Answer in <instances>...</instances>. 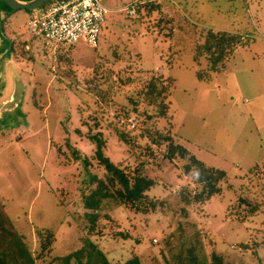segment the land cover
Listing matches in <instances>:
<instances>
[{
    "label": "rangeland",
    "instance_id": "1",
    "mask_svg": "<svg viewBox=\"0 0 264 264\" xmlns=\"http://www.w3.org/2000/svg\"><path fill=\"white\" fill-rule=\"evenodd\" d=\"M106 5L111 12L95 49L82 41L44 45L28 29L43 7L11 20L18 34L7 31L12 61L0 63V110L15 80L25 90L18 107L0 112V214L33 257L40 252L35 229L43 228L53 234V257L78 250L88 238L110 264L134 256L140 264H167L175 254L170 248L177 251L182 239L198 233L206 254L226 264H264V0ZM211 31L240 37L241 47L222 72L199 81L195 74H209V60L197 49ZM169 77L174 86L164 103V91L148 94L150 80ZM155 84L160 92L161 81ZM165 101L170 111L161 116ZM123 132L129 145L117 138ZM94 135L104 143L103 158L128 177L140 168L155 182L148 193L157 209L141 215L107 201L90 235L82 198L95 187L91 176L109 178L97 163ZM165 138L226 173L220 195L183 203L202 185L184 174L187 158H165ZM50 258L41 264H55Z\"/></svg>",
    "mask_w": 264,
    "mask_h": 264
},
{
    "label": "trees",
    "instance_id": "2",
    "mask_svg": "<svg viewBox=\"0 0 264 264\" xmlns=\"http://www.w3.org/2000/svg\"><path fill=\"white\" fill-rule=\"evenodd\" d=\"M28 1V0H20ZM43 6V9L47 6ZM133 3L129 9L135 8ZM4 10L7 14L11 11L4 6ZM150 11V10H149ZM152 11V9H151ZM150 11V12H151ZM30 13L28 11H25ZM103 30V28H102ZM240 37L230 35L227 32H208L204 43L198 47L197 54L205 53L208 56V73L206 76L200 72L195 74L199 81H210V73L217 74L225 69L227 57L234 52L237 46L241 47ZM239 48V47H238ZM60 49V48H58ZM235 49V50H234ZM196 55L195 60L198 59ZM162 78L156 80H150L148 84V94L155 93L156 95H162L164 91V99L169 97L173 86V78ZM156 81H161L162 88L158 92L156 88ZM167 86V87H166ZM165 109L161 116H164L169 112V105L165 101ZM164 106V104H163ZM173 130V128H172ZM117 138L120 142L129 145L126 134L119 133ZM90 141L96 145L95 157L97 163L104 168L106 175H109L108 183L104 179L97 176H91L89 183L94 185V189L82 198L83 208L87 211L85 216L87 219V230L86 232L90 235L95 234L97 222L100 218L99 211L104 203L111 202L115 205L128 207L132 213L135 214H147L153 213L157 209V204L149 197V191L155 186V182L150 178L141 176L142 169L136 168L131 176H127L120 168L113 165L107 158L102 156L103 142L96 136H91ZM163 141L167 142L168 146L166 149L165 158L172 161L175 157L181 159H188L185 164L184 174H190L195 177V181L202 185L199 193L195 194L194 200L183 198V203L189 205L191 203H206L213 197L221 194L220 184L227 178L226 173L223 170L206 166L202 161L198 160L193 154H191L184 147L176 143H172L171 140L165 138ZM76 156L78 155L77 150H74ZM87 157L84 158L85 164ZM90 161V160H89ZM138 169L141 171L138 172ZM110 176L113 178L111 179ZM131 179V180H130ZM118 186V187H117ZM108 201V202H107ZM204 202V203H203ZM128 210V211H129ZM185 213V211H182ZM0 214V264H38L37 261L43 262L46 258H50V263L55 261V264H110L102 251H100L96 244L88 238L85 239V243L72 253L62 256H51L53 234L48 229H35V235L37 237L40 252L36 257H33L31 250L28 249V245L24 240V237L17 234L14 231L12 223L8 216L1 211ZM256 213V208L250 210L251 216ZM244 221V218L239 219L238 222ZM184 233L183 229L180 228ZM45 235V237H44ZM43 237V238H42ZM191 238V237H190ZM182 239L178 244L177 251L170 248L172 254L170 261H166L167 264H226L221 256L216 253L206 254L203 244L198 236V233L194 234L192 240ZM43 257V258H42ZM61 257V258H57ZM42 258V259H41ZM124 264H140L137 256L126 261Z\"/></svg>",
    "mask_w": 264,
    "mask_h": 264
},
{
    "label": "built area",
    "instance_id": "3",
    "mask_svg": "<svg viewBox=\"0 0 264 264\" xmlns=\"http://www.w3.org/2000/svg\"><path fill=\"white\" fill-rule=\"evenodd\" d=\"M111 10L106 0H52L29 31L50 48L71 47L82 41L95 49Z\"/></svg>",
    "mask_w": 264,
    "mask_h": 264
},
{
    "label": "water",
    "instance_id": "4",
    "mask_svg": "<svg viewBox=\"0 0 264 264\" xmlns=\"http://www.w3.org/2000/svg\"><path fill=\"white\" fill-rule=\"evenodd\" d=\"M52 0H28V1H20V0H0V2L6 6L11 13L17 11H28L33 12L36 11ZM7 14V13H6ZM25 90V86L22 81L17 80L14 84L12 94L10 98L4 102L1 107L0 112H11L13 111L20 102L22 101L23 92ZM1 118V116H0Z\"/></svg>",
    "mask_w": 264,
    "mask_h": 264
},
{
    "label": "crops",
    "instance_id": "5",
    "mask_svg": "<svg viewBox=\"0 0 264 264\" xmlns=\"http://www.w3.org/2000/svg\"><path fill=\"white\" fill-rule=\"evenodd\" d=\"M109 8V7H108ZM19 12H25V11H17V12H12V13H9V14H6L5 10H4V5L2 4V6L0 5V30H1V33L2 35L4 36V38H1L0 39V42L2 43V40H4V43L3 44H0V63H3V62H6L7 65H10L9 62L12 61V57H11V51L12 49L10 48V43H11V40H9L8 36H7V31L8 33L10 32L12 35L14 33H17L16 30L14 29L15 26H13V18L14 16L16 15V13H19ZM43 12V10H42ZM42 14V13H41ZM41 16V15H40ZM6 19V22H7V25L5 24L4 28L5 30H3L2 28V21H5ZM32 19V18H31ZM12 20V21H11ZM30 20V19H29ZM10 23V24H8ZM5 31V32H4ZM18 34V33H17ZM7 38H6V37ZM11 37V36H10ZM7 42L8 45L6 44ZM7 56V59L5 60L4 57ZM12 66V65H11ZM15 68V67H14ZM2 69V68H1ZM16 69V68H15ZM1 78L0 77V81H1ZM17 81V80H15ZM21 81V80H20ZM24 84V83H23ZM25 86V85H24Z\"/></svg>",
    "mask_w": 264,
    "mask_h": 264
}]
</instances>
